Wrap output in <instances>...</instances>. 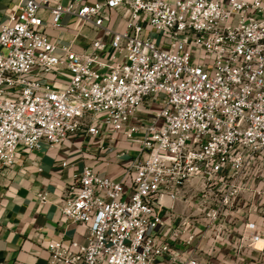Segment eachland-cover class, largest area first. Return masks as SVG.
I'll use <instances>...</instances> for the list:
<instances>
[{
	"label": "built area",
	"instance_id": "2783aa9c",
	"mask_svg": "<svg viewBox=\"0 0 264 264\" xmlns=\"http://www.w3.org/2000/svg\"><path fill=\"white\" fill-rule=\"evenodd\" d=\"M12 1L0 162L80 134L104 154L121 147L118 175L72 170L59 208L87 242L49 241L47 264H201L178 247L197 230L264 248L247 217L263 211L264 0Z\"/></svg>",
	"mask_w": 264,
	"mask_h": 264
},
{
	"label": "crops",
	"instance_id": "0c3cea01",
	"mask_svg": "<svg viewBox=\"0 0 264 264\" xmlns=\"http://www.w3.org/2000/svg\"><path fill=\"white\" fill-rule=\"evenodd\" d=\"M13 6L12 0H0V23ZM74 31L75 28L66 25L60 31L53 30L67 38ZM84 31L96 33L89 28ZM98 139L80 134L55 146L47 143L33 149L20 146L14 164L0 162V264H47L49 241L63 238L87 242V226L68 219L59 204L64 196L74 193L71 172L75 168L81 169L87 164L102 172L120 174V159L115 152L121 147L104 154L97 146ZM120 142V145L126 144L125 140ZM65 159L71 164L61 168ZM40 194H45L46 199ZM256 201L263 206V211L251 212L247 217L264 224V194L257 196ZM176 207L181 208V204L176 203ZM238 218L237 224L241 225L243 216L239 214ZM188 229L192 230L193 225ZM178 247L197 256L201 264H264V248L241 247L238 240L214 245L211 234H202L200 230L191 243L181 241Z\"/></svg>",
	"mask_w": 264,
	"mask_h": 264
}]
</instances>
